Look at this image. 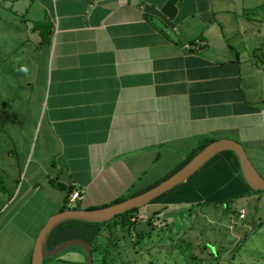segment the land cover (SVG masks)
Here are the masks:
<instances>
[{
    "label": "crops",
    "instance_id": "0c3cea01",
    "mask_svg": "<svg viewBox=\"0 0 264 264\" xmlns=\"http://www.w3.org/2000/svg\"><path fill=\"white\" fill-rule=\"evenodd\" d=\"M31 1L25 149L15 185L2 191L0 264H32L41 229L65 205L133 197L203 141L239 142L264 177V67L226 38L214 0ZM238 189L249 185L224 151L141 211ZM87 225L59 229L48 248ZM83 255L67 248L43 264H85Z\"/></svg>",
    "mask_w": 264,
    "mask_h": 264
},
{
    "label": "rangeland",
    "instance_id": "374dc122",
    "mask_svg": "<svg viewBox=\"0 0 264 264\" xmlns=\"http://www.w3.org/2000/svg\"><path fill=\"white\" fill-rule=\"evenodd\" d=\"M31 6V0H0V178L6 189L15 185L22 171L25 146L18 142L28 94L31 29L38 15L27 14ZM214 7L235 49L264 67V0H214ZM240 191L216 194L221 202L217 204L198 202L185 209L171 204L151 222V232L136 233L131 218L164 200V195L130 216L116 217L110 224H88L71 230V235L88 244L97 241L95 264H101L97 258L103 254L106 264H264V191L257 194L249 187L239 196ZM5 199L0 184V204ZM241 209L246 211L242 220ZM233 219L240 221L233 224ZM69 248L84 252L86 260L80 246Z\"/></svg>",
    "mask_w": 264,
    "mask_h": 264
},
{
    "label": "water",
    "instance_id": "95a60500",
    "mask_svg": "<svg viewBox=\"0 0 264 264\" xmlns=\"http://www.w3.org/2000/svg\"><path fill=\"white\" fill-rule=\"evenodd\" d=\"M232 151L236 154L241 173L244 180L252 190H264V177L259 173L252 161L249 159L245 148L239 142L229 139H220L208 144L204 149L197 153L185 166L175 172L157 186L148 189L138 195L127 198L118 203L94 209L70 208L60 211L51 216L40 231L36 241L32 264H43L45 258L53 257L63 250L77 245L86 254L85 264L93 263V251L90 244L83 240L75 239L61 243L52 248H48L49 239L54 231L68 221H84L88 223H105L133 209H141L154 199L172 190L182 182L186 181L197 172L205 163L215 155ZM136 232H151L152 226L148 222H139L135 226Z\"/></svg>",
    "mask_w": 264,
    "mask_h": 264
},
{
    "label": "trees",
    "instance_id": "16d2710c",
    "mask_svg": "<svg viewBox=\"0 0 264 264\" xmlns=\"http://www.w3.org/2000/svg\"><path fill=\"white\" fill-rule=\"evenodd\" d=\"M44 34H42V37H44L45 38V35L43 36ZM211 143V141H209V140H207V141H203L202 143H200L180 164H178L175 168H173L170 172H168L165 176H163L162 178H160L159 180H157L156 182H154L152 185H150L149 187H147V188H145V189H143V190H141V191H138V192H136L133 196H135V195H138V194H140V193H142V192H144V191H146V190H148V189H151V188H153V187H155V186H157L159 183H161L162 181H164V180H166L167 178H169L171 175H173L175 172H177L179 169H181L183 166H185L197 153H199L202 149H204L208 144H210ZM233 154H234V156H235V160H236V162H237V164H238V167L240 168V165H239V161H238V158H237V156H236V154L234 153V152H232ZM240 171H241V169H240ZM0 184H1V189H2V191H5L6 190V185L4 184V181L0 178ZM254 191V193H261V192H263L264 190H258V191H255V190H253ZM239 196H244V194L242 193V194H240ZM236 198V197H235ZM126 198H120V199H118V200H116V201H114V202H112V203H110V205L111 204H114V203H118V202H120V201H123V200H125ZM229 202H231V200H229L228 201V203ZM212 202H203V203H200V204H202V205H209V204H211ZM214 203H221L220 201H216V202H214ZM65 209H68V206L67 205H65L63 208H62V210H65ZM137 212V211H140V209H133V210H130V211H127V212H125V213H123V214H121V215H117L116 217H125V216H130L131 215V213L132 212ZM162 210H158V211H155V212H153V213H151L150 215H149V221H148V223H149V225H151V222L154 220V218L161 212ZM116 217L114 218V219H112L111 221H109V222H105V223H88V222H84V221H68V222H66V223H64V224H62L61 226H59L55 231H54V233L55 232H57L59 229H61V228H63V227H66V226H70V225H75V224H80V223H84V224H95V225H97V224H110L111 222H113V221H115V219H116ZM131 217H129V219H130ZM153 228V227H152ZM53 233V234H54ZM137 233V232H136ZM143 232H140V234H142ZM53 234H52V236H53ZM51 236V237H52ZM51 237H50V239H49V242H50V240H51ZM92 247V251L94 252V251H97L98 250V248H97V241H95V243L91 246ZM101 261V264H106V260H105V255L103 254L102 256H101V258L100 259H98L97 258V261ZM92 264H95L94 263V259H93V263ZM97 264V263H96Z\"/></svg>",
    "mask_w": 264,
    "mask_h": 264
},
{
    "label": "built area",
    "instance_id": "2783aa9c",
    "mask_svg": "<svg viewBox=\"0 0 264 264\" xmlns=\"http://www.w3.org/2000/svg\"><path fill=\"white\" fill-rule=\"evenodd\" d=\"M186 46L189 49H197L198 48V47L191 46L189 44H187ZM72 198L74 200L82 198L81 192L80 191L73 192ZM149 215L150 214H148V213L140 212L135 217L131 218V220L133 221V223H135V226H136V224L139 222H148L149 221ZM245 217H246V211H245V209H241L240 214H239V219L242 220V219H245ZM239 221L233 219L232 223L236 224Z\"/></svg>",
    "mask_w": 264,
    "mask_h": 264
}]
</instances>
